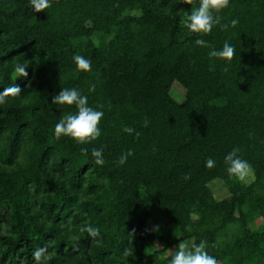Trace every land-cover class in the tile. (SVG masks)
Listing matches in <instances>:
<instances>
[{"label":"trees","instance_id":"16d2710c","mask_svg":"<svg viewBox=\"0 0 264 264\" xmlns=\"http://www.w3.org/2000/svg\"><path fill=\"white\" fill-rule=\"evenodd\" d=\"M50 3L36 13L30 0H0V91L22 90L0 104V264H36L41 247L43 264H169L180 241L205 242L218 264H264V0H230L203 37L181 24L199 0ZM226 41L231 62L210 58ZM62 88L104 113L96 141L56 139L77 113L52 104ZM234 148L254 169L250 184L227 173ZM214 179L226 196H214ZM89 225L95 239L81 231Z\"/></svg>","mask_w":264,"mask_h":264},{"label":"clouds","instance_id":"9594fccd","mask_svg":"<svg viewBox=\"0 0 264 264\" xmlns=\"http://www.w3.org/2000/svg\"><path fill=\"white\" fill-rule=\"evenodd\" d=\"M182 3L192 5L193 0H181ZM230 0H199V6L193 7L190 13H186L185 18L181 20L183 27L187 28L191 34L203 37L211 34L213 27L220 24L219 13L229 6ZM30 5L33 7L36 13L44 12L52 5L50 0H30ZM239 23L237 19L231 21V27H236ZM226 30L229 25H221ZM196 45L199 47H209L208 41L200 38L196 39ZM235 55V48L227 41L223 44L222 49H212L209 52L210 58L220 59L226 62H231ZM73 60L77 66L78 71L90 72L91 61L85 57L77 54L73 57ZM210 70H215L214 65L210 67ZM15 71L19 73L21 77H27V69L23 65H17ZM227 71V68H225ZM21 88L15 83L11 87L4 88L0 91V104L6 103L9 97L19 96L21 94ZM52 104L58 106H73L77 109L76 114H68L64 116L55 125V137L59 140L61 137H70L77 144L84 145L90 144L96 141L101 136V129L99 127L104 113L102 111L94 110L88 106L87 96L81 95L76 88H62V90L53 96ZM145 127L148 126V121L145 120ZM124 131L132 134L134 129L131 127H124ZM139 136V133H136ZM82 152L87 154V148H82ZM239 148H234L230 153L225 156V164L227 166V173L230 177H233L242 184H250L255 180V173L252 165L242 159L238 153ZM133 153L122 155L118 161L119 165H124L127 161V157ZM91 155L94 159V163L98 166H103L105 160L103 159V150L93 148ZM216 162L212 158H208L205 162V166L209 169L215 167ZM186 179L190 178L186 174ZM81 231H86L87 234L95 239L100 235L99 228L87 226L82 228ZM47 249L45 247L37 248L33 252V259L36 264H43V261L47 259ZM125 256L131 255L130 251L125 250ZM169 264H218L215 257L210 255L206 250L205 242L197 244L195 241L191 243L186 241H180L174 254L172 255Z\"/></svg>","mask_w":264,"mask_h":264},{"label":"rangeland","instance_id":"374dc122","mask_svg":"<svg viewBox=\"0 0 264 264\" xmlns=\"http://www.w3.org/2000/svg\"><path fill=\"white\" fill-rule=\"evenodd\" d=\"M172 94L175 96L176 100L181 101L182 97H183V90L178 86V85H174L171 89ZM209 187L213 190V194L215 197L217 198H221L226 196V190L225 188L222 186L221 181L219 179H214L211 182H209ZM262 224V221L260 218H256V220L254 221V223L251 224L252 228H259ZM178 246V244H177ZM175 246L174 248L176 249ZM155 247L159 248V245L157 243H155ZM153 249V248H151ZM174 250L173 248L170 249L168 252H172Z\"/></svg>","mask_w":264,"mask_h":264}]
</instances>
